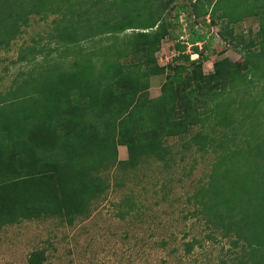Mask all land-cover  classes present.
I'll return each instance as SVG.
<instances>
[{
	"label": "trees",
	"instance_id": "1",
	"mask_svg": "<svg viewBox=\"0 0 264 264\" xmlns=\"http://www.w3.org/2000/svg\"><path fill=\"white\" fill-rule=\"evenodd\" d=\"M173 3L0 0V50H7L30 16L39 22L55 17L47 45L19 50L18 61L33 62L37 55L42 61L34 71L17 73L19 81L15 77L0 93V229L43 219L68 227L88 218L109 187L110 173L149 160L167 165L170 151L163 142L176 138L186 151L215 154L205 181L188 199L197 206L192 216L200 215L210 230L206 238L216 231L222 238L233 235L230 245L241 246L247 264H264V150H252L260 145L252 144L256 123L248 101L257 95L247 94L259 81L264 88V0ZM179 12L186 14L188 54L179 41L184 35ZM248 18L257 30L245 40L232 27ZM198 21L207 29L217 27L216 35L239 61L217 59L203 74L213 37L197 28ZM169 28L177 30V55L159 96L150 99L148 80L164 73L155 54ZM102 41L103 47L86 49L87 43ZM25 100L31 109L13 106ZM120 146L125 160L117 159ZM122 206L118 218L136 208L130 199ZM195 244L184 243V254ZM26 264H48L45 251L30 252Z\"/></svg>",
	"mask_w": 264,
	"mask_h": 264
},
{
	"label": "rangeland",
	"instance_id": "2",
	"mask_svg": "<svg viewBox=\"0 0 264 264\" xmlns=\"http://www.w3.org/2000/svg\"><path fill=\"white\" fill-rule=\"evenodd\" d=\"M173 4L189 3L187 4V0H174ZM185 15L179 12L176 19L177 24L182 25V33L188 38V31L184 28ZM168 16L173 19L174 12L170 11ZM53 18L55 17L49 16L47 20L39 22L36 17L30 16L27 26L20 28V33L9 43L7 50H0V93L5 92L15 77L19 81L17 73L34 71L42 61L41 55L35 56L33 62L18 61L19 50L33 44L36 48L47 45L49 22ZM198 23V29L203 32L209 30L213 37L208 52L209 60L201 66L203 74L211 71L212 61L217 59L226 57L234 63L239 61V56L231 46L216 35L217 27L210 30L203 27V22ZM232 28L234 33H241L246 40L254 36L257 24L255 20L248 18ZM249 30L250 33L247 34ZM167 33L155 54L156 65L164 73L148 80L147 96L150 99L159 96L165 75L174 65L171 59L177 55L173 38L177 30L169 28ZM102 37L98 36L97 39ZM186 38L184 41L188 43ZM92 43L90 46L86 44L89 51L105 45L104 41ZM95 59L96 57L93 60ZM124 60L127 61V58L120 62H125ZM95 66V70H101L98 64ZM85 73L82 70L80 77ZM262 86L263 81H259L247 90V94L251 90L252 96L257 95L254 102L248 101L249 107L254 108L256 123L254 132L257 135L252 136V144L260 145L252 150H264ZM25 102H14L13 106L23 103L25 108L31 109L30 102ZM163 146L170 151L171 160L167 165L149 160L140 162L132 169H116L110 173L107 182L109 187L101 201L89 212L88 218L76 219L68 227L58 220L43 219L0 229V264H26L28 254L39 249L45 251L48 264H240L244 260L247 264L248 260L243 256L241 246L232 248L230 245V241L234 240L233 235L222 238V233L216 231L209 240L206 235L210 234V230L206 229L200 215L192 216L197 206L192 199H188L205 181L215 154L208 150L202 155L194 151V148L186 151L176 138L164 140ZM116 154L118 160L126 159L124 147H117ZM244 171H248V168ZM234 179L235 177L232 181ZM241 182L238 180L239 185ZM126 199L135 204L136 212L132 211L129 215L118 218L119 212L124 211L122 205ZM191 240H196L197 244L190 253L184 254L183 244ZM161 241L165 242L164 247H160Z\"/></svg>",
	"mask_w": 264,
	"mask_h": 264
},
{
	"label": "built area",
	"instance_id": "3",
	"mask_svg": "<svg viewBox=\"0 0 264 264\" xmlns=\"http://www.w3.org/2000/svg\"><path fill=\"white\" fill-rule=\"evenodd\" d=\"M184 38L185 37H182V36L179 37V41H180L181 44H183L184 46H186V51L185 52L188 54L189 53V47H190V45L186 41H184ZM197 46L200 47V44H197ZM196 57H197L196 54H190L189 55L190 60H194V59H196Z\"/></svg>",
	"mask_w": 264,
	"mask_h": 264
}]
</instances>
